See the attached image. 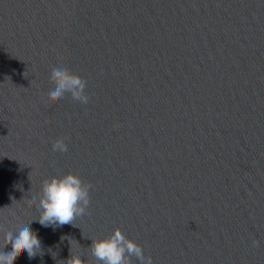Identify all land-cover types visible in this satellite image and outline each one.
<instances>
[{
    "label": "water",
    "instance_id": "obj_1",
    "mask_svg": "<svg viewBox=\"0 0 264 264\" xmlns=\"http://www.w3.org/2000/svg\"><path fill=\"white\" fill-rule=\"evenodd\" d=\"M54 60L86 104L48 91ZM68 172L89 205L41 226ZM24 219L40 246L10 264H102L116 228L152 264H264V0H0V238Z\"/></svg>",
    "mask_w": 264,
    "mask_h": 264
},
{
    "label": "clouds",
    "instance_id": "obj_2",
    "mask_svg": "<svg viewBox=\"0 0 264 264\" xmlns=\"http://www.w3.org/2000/svg\"><path fill=\"white\" fill-rule=\"evenodd\" d=\"M50 71L56 77V82L48 87L53 96L60 97L65 91H71L75 99L85 104L88 102L89 97L84 94L86 81L83 78L70 73L63 63L55 60ZM52 150L66 152L68 145L63 138H59L52 142ZM90 187V184H85L72 172L46 178L40 188L38 222L44 227L72 223L75 217L85 213L90 202ZM30 198L36 200V195L33 193ZM31 223L30 219L21 220L14 229L11 225H4L0 238V264H10L17 249L25 250L29 257L35 255L40 240L31 229ZM3 238H10L7 246L3 245ZM91 248L93 255L102 264H130V260L125 256L126 252L136 255L141 264H152V257L145 256L142 247L135 241L127 239L119 228H116L108 238L94 240ZM68 264H82V261L78 255L73 254Z\"/></svg>",
    "mask_w": 264,
    "mask_h": 264
}]
</instances>
